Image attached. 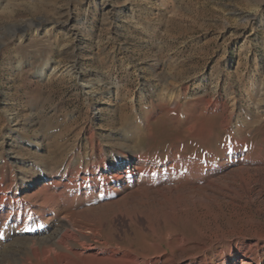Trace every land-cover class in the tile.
<instances>
[{
	"label": "rangeland",
	"instance_id": "rangeland-1",
	"mask_svg": "<svg viewBox=\"0 0 264 264\" xmlns=\"http://www.w3.org/2000/svg\"><path fill=\"white\" fill-rule=\"evenodd\" d=\"M125 147L215 168L42 203ZM0 198V257L69 215L72 264H264V0H0Z\"/></svg>",
	"mask_w": 264,
	"mask_h": 264
},
{
	"label": "bare ground",
	"instance_id": "bare-ground-1",
	"mask_svg": "<svg viewBox=\"0 0 264 264\" xmlns=\"http://www.w3.org/2000/svg\"><path fill=\"white\" fill-rule=\"evenodd\" d=\"M7 4V3H6ZM52 13V12H51ZM32 26H23L22 31H26L28 29H32ZM70 32V31H69ZM18 33V32H17ZM2 42V41H1ZM51 71V67L47 64L43 67L37 68L34 73L37 77H43L47 75ZM51 73V72H50ZM174 97V96H173ZM171 98V97H170ZM171 103V102H170ZM260 121V120H259ZM258 123V122H257ZM256 123V124H257ZM224 128L227 127V124L225 123ZM247 128V127H246ZM240 129L236 128L234 131H237V137L241 136L242 131H239ZM243 136V135H242ZM204 138V137H203ZM229 142L230 146L227 143ZM223 143V147L225 150L237 149L238 143L236 140V137L234 138V135L232 132L229 133V138L227 143L225 141H221L220 144ZM237 154V153H236ZM146 157V156H145ZM138 161L139 167L136 170L133 171H124L123 169H128L131 162ZM150 161H148L144 157L137 156L131 147H125L120 152L114 153L112 155H105L100 160H98L96 164V172L92 174L91 181H82L81 183H78L75 185V182H70L64 185L65 190L62 193L54 194L53 192H49L48 190H40V195L43 199L42 203L47 204H55V199H61L66 196V198L70 199L71 192L80 189H88V194H93L95 192H98L99 196L110 194L111 191L116 190L117 188L124 187V184L126 182H144V181H152L155 180L161 176H167V178H171L173 176L182 175L184 173L190 172L191 175L199 174L202 170H211L214 169L215 165L211 164L208 166H205L203 168L196 167L194 164L190 166H186L185 168H179L177 164L172 165L171 167L162 166L160 168H154L149 165ZM113 169H120L123 170V172L119 173L115 177H109L107 174L111 172ZM65 173L68 172V168H64ZM240 171H246L245 168H240ZM247 173V172H246ZM83 179H85L83 177ZM21 180V179H20ZM248 180V179H247ZM26 179H22L23 185L26 182ZM216 180H211L209 185L212 186ZM247 182V181H246ZM246 184V183H245ZM95 188V189H94ZM92 189V190H91ZM95 190V191H94ZM162 191V190H160ZM136 193H142V192H148L147 190L138 189L135 191ZM158 192V191H157ZM164 193V191H163ZM55 198V199H54ZM123 200V199H122ZM122 200H118L115 202V204L121 202ZM9 198H0V206L4 207L9 203ZM18 205V208L21 209L19 212L20 214L24 211L23 206L25 203L23 201L16 202ZM7 219L5 212L0 213V221H4ZM69 215L65 216L64 222L59 230L55 231L54 233L43 237L42 239H39V241H23L18 242V246L20 249L18 250H12L10 249L9 253L7 255L4 254V256H1V264H32V260L30 257L34 258L38 262L45 264H52L51 262V256H61L62 258V264H72L69 262V256L65 254H60L58 251H69L71 252V246L73 245L74 240L76 239V233L74 232L73 223L69 221ZM91 233V232H90ZM22 240V239H21ZM108 244H106V247ZM81 250L76 251L75 255L82 256L83 252L85 250L95 251L94 246H87L85 244L81 245ZM119 251V252H118ZM124 252V251H123ZM73 253V252H72ZM75 253V252H74ZM102 254H105L109 257H117L118 255H121L120 248H105V250L102 252ZM243 253L238 248H233L230 250L229 255L226 257L224 264H231L232 262L237 261L240 256ZM3 255V254H2ZM98 256V255H97ZM123 258L126 260L127 264H139L141 263L139 260V257L131 252L130 250H126L124 255H122ZM53 259V258H52ZM57 259V258H55ZM58 261V260H57ZM4 262V263H3ZM56 263V261H54ZM75 262V261H74ZM37 263V262H36ZM60 263V262H59ZM35 264V263H34ZM57 264V263H56ZM243 264H250L249 262H244Z\"/></svg>",
	"mask_w": 264,
	"mask_h": 264
}]
</instances>
